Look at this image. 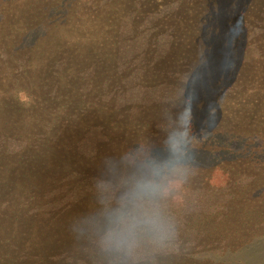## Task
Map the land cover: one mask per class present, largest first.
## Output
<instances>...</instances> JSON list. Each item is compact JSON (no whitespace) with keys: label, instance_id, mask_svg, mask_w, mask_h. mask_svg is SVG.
Segmentation results:
<instances>
[{"label":"trees","instance_id":"16d2710c","mask_svg":"<svg viewBox=\"0 0 264 264\" xmlns=\"http://www.w3.org/2000/svg\"><path fill=\"white\" fill-rule=\"evenodd\" d=\"M173 137L163 233L106 250ZM0 264H264V0H0Z\"/></svg>","mask_w":264,"mask_h":264},{"label":"clouds","instance_id":"9594fccd","mask_svg":"<svg viewBox=\"0 0 264 264\" xmlns=\"http://www.w3.org/2000/svg\"><path fill=\"white\" fill-rule=\"evenodd\" d=\"M184 99L187 103L188 98ZM185 130L188 141H195L201 135L191 115L186 118ZM185 149L186 145L173 137L168 141L165 156L145 160L141 175L106 217L100 239L102 247L118 255L130 256L144 242L160 237L165 222L157 201L179 182V166Z\"/></svg>","mask_w":264,"mask_h":264}]
</instances>
